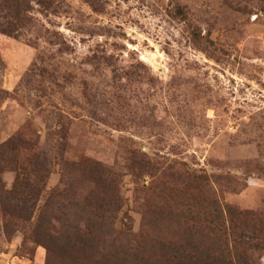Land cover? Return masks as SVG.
I'll use <instances>...</instances> for the list:
<instances>
[{
    "label": "rangeland",
    "instance_id": "374dc122",
    "mask_svg": "<svg viewBox=\"0 0 264 264\" xmlns=\"http://www.w3.org/2000/svg\"><path fill=\"white\" fill-rule=\"evenodd\" d=\"M38 2L0 9L22 26L0 31V182L24 176L37 204L0 264H176L162 241L205 238L225 207L257 216L239 244L264 264V0ZM103 196L115 219L97 245L75 204ZM60 212L71 226L48 254L31 232Z\"/></svg>",
    "mask_w": 264,
    "mask_h": 264
},
{
    "label": "trees",
    "instance_id": "16d2710c",
    "mask_svg": "<svg viewBox=\"0 0 264 264\" xmlns=\"http://www.w3.org/2000/svg\"><path fill=\"white\" fill-rule=\"evenodd\" d=\"M20 3L21 0H0V9L7 12L8 15H11L13 18H18L22 12ZM38 3L42 6L45 5L44 0H40ZM179 14L183 15L182 10L179 11ZM0 28L3 34L18 39L19 31H21L22 26L13 22H7L4 24L0 23ZM193 35L196 39H199L196 32H193ZM87 164H92V162L88 161ZM98 170L101 172L100 169ZM99 175L105 184H111L113 182L102 172L99 173ZM21 177L24 176L19 175L14 189L11 191H7L0 182V227H3V229L1 228L0 230V232L3 230L2 235L0 234V239H2V236H12L10 232L16 227V224H14L15 221L18 224L20 222L30 223V220L35 215L37 204L32 199L30 189L29 191L23 189V180ZM191 180V183L196 186V189L205 196V192H207L205 179L193 175ZM99 185L100 183L96 181L92 194L103 193ZM9 199H11V202L8 204L6 201ZM213 203L215 205L218 204L216 201H213ZM75 205L84 208L83 215L86 219L83 218V220L85 222L87 221L90 225V227L86 226L84 228V236L90 237V239L98 245L99 237H95L93 228L98 227L99 231H105V229L107 230L112 226L111 217L115 219L112 215L110 217L107 211V200L104 199V196L100 199H92V197H90L85 200L84 204L77 203ZM52 212L55 213V211ZM27 213H29V215ZM225 214L226 217L222 219L219 218V222L215 224L216 227L211 222H204L206 228L204 231L207 230L206 239L203 237L201 238V236L197 234H193L190 236L188 242L187 239L162 241V243H165L162 247L173 251V260L176 264H254L251 262V259L249 260V253L252 249L245 250L239 243L242 242L241 235H243V230L250 229L248 227L249 222L258 221L255 219L257 216L252 212L238 211L232 207H225ZM64 215L65 214L60 212V217L53 216L46 218L45 224H43L44 228L39 231V224L43 218V216H40L34 231L31 232L32 240L38 245H43L47 249L48 254L53 253L52 244L63 239V229L67 226H71L69 220L66 217H62ZM79 224L80 223L74 227L76 230V241H71V244L80 243L81 238H83ZM230 231L233 237L232 244L230 242L232 238L229 235ZM254 231L257 232L255 228ZM236 234L238 237H235ZM218 237L220 240H218ZM218 242L219 248L216 246ZM97 255H99L100 258L104 256V254L100 253H97Z\"/></svg>",
    "mask_w": 264,
    "mask_h": 264
}]
</instances>
